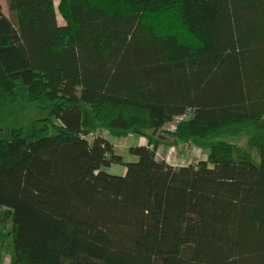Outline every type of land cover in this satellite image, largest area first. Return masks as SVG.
I'll use <instances>...</instances> for the list:
<instances>
[{"label":"trees","instance_id":"16d2710c","mask_svg":"<svg viewBox=\"0 0 264 264\" xmlns=\"http://www.w3.org/2000/svg\"><path fill=\"white\" fill-rule=\"evenodd\" d=\"M7 2L0 106L27 85L55 131L0 139L13 264H264V140L255 161L223 139L264 130V0ZM82 103L101 128L148 139L136 162L84 138ZM165 130L207 159H158Z\"/></svg>","mask_w":264,"mask_h":264},{"label":"rangeland","instance_id":"374dc122","mask_svg":"<svg viewBox=\"0 0 264 264\" xmlns=\"http://www.w3.org/2000/svg\"><path fill=\"white\" fill-rule=\"evenodd\" d=\"M59 0H55L56 7L58 6ZM0 5L5 15L10 16L8 10L7 0H0ZM58 22L64 23V20L60 14H58ZM18 93V99L14 103H8L0 106V139L9 137V132L12 129L21 128L25 133L31 131H38L40 137L49 136L55 133L52 126L45 129V125L48 123L47 119L49 116V110L38 107L33 101L29 99V87L24 84H19L16 89ZM82 111V125L83 128L88 132H95L101 129L99 124L94 119V114L91 107L88 104H81ZM175 122V121H174ZM174 122L168 124L166 130H173ZM56 123V121H54ZM161 132L167 141L171 142V136L168 132ZM224 140L234 145L235 152L244 153L251 152L255 161H259L258 151L253 143L256 141L264 140V130L261 131H247L239 134H229ZM174 144V143H173ZM189 147V143L185 144ZM185 147V146H181ZM204 150V151H203ZM116 151V150H115ZM195 152V157L190 150H185V161L194 160L192 163H197L201 158H207L206 153H209L206 149L202 148L197 150L192 148ZM204 152L205 157H204ZM119 155H126L124 151L119 148L116 151ZM122 157V156H121ZM158 159H161L157 156ZM115 170H121L120 167L114 166ZM111 170V169H110ZM112 171V170H111ZM7 208L0 205V215H3ZM12 219H10L5 225L0 227V264H13L14 258V246L13 239L9 235V231L12 227Z\"/></svg>","mask_w":264,"mask_h":264},{"label":"crops","instance_id":"0c3cea01","mask_svg":"<svg viewBox=\"0 0 264 264\" xmlns=\"http://www.w3.org/2000/svg\"><path fill=\"white\" fill-rule=\"evenodd\" d=\"M60 24L64 25V23H60ZM95 133L102 134L104 138H106L111 144H113L116 151L119 148L121 149V151H124L126 153V155L121 154L124 162H136L138 160V157L133 155L130 152L131 147L145 146L148 144V139L146 137L131 134V133H129V134L118 133L117 134V133L110 132V131L103 129V128H101L98 131H95ZM186 143H189V147H187L185 145ZM181 146H185V147H181ZM171 147L174 148V152L172 153L171 156H169L168 151ZM192 148H196L197 150L204 148L209 152V148L199 146L192 141L180 142V144H173L172 141L169 142L165 138V140L158 146L156 154L159 158L165 160L167 163H169L170 165H173L175 167L187 166L196 160L194 158V160L185 161V158H186L185 153H184L185 150H190V152H192V154L195 156V152L192 151ZM205 153L206 152H204V157H205ZM207 156H208V153H206V157ZM195 157H197V156H195ZM206 159L207 158H201L199 161L206 160ZM114 166L120 167L121 170H115ZM105 170L111 174L125 175L127 168L125 165L113 164V165L105 168ZM9 235H10V231H9Z\"/></svg>","mask_w":264,"mask_h":264},{"label":"built area","instance_id":"2783aa9c","mask_svg":"<svg viewBox=\"0 0 264 264\" xmlns=\"http://www.w3.org/2000/svg\"><path fill=\"white\" fill-rule=\"evenodd\" d=\"M185 118H187L186 115H183V116H180V117L176 118V120H175V122H174L173 130L175 129L176 124H177L178 122H180V121H183ZM96 136H103V135H102V134H97V133H95V132H88L87 134L84 135V138L87 139V140H89V141H91V140H92L94 137H96ZM173 152H174V148L171 147V148L169 149V151H168V155L171 156Z\"/></svg>","mask_w":264,"mask_h":264},{"label":"clouds","instance_id":"9594fccd","mask_svg":"<svg viewBox=\"0 0 264 264\" xmlns=\"http://www.w3.org/2000/svg\"><path fill=\"white\" fill-rule=\"evenodd\" d=\"M192 164V163H191Z\"/></svg>","mask_w":264,"mask_h":264}]
</instances>
